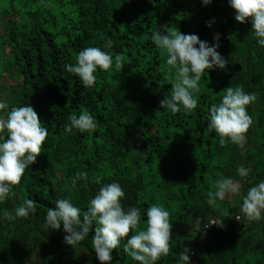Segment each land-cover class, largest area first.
<instances>
[{
  "label": "trees",
  "instance_id": "1",
  "mask_svg": "<svg viewBox=\"0 0 264 264\" xmlns=\"http://www.w3.org/2000/svg\"><path fill=\"white\" fill-rule=\"evenodd\" d=\"M164 25L209 46L219 34L217 51L228 61L224 70L203 73L199 92H193L197 107L189 111L160 107L176 73L167 50L152 40L156 30L166 34ZM86 47L120 55L123 70L97 69L95 85L85 88L65 66L74 65ZM229 86L256 96L247 106L253 124L243 149L230 140L221 146L208 129L210 107ZM5 100L7 111L33 106L49 135L42 154L0 202V264H100L94 226L72 247L62 226L44 224L57 200L69 199L84 211L112 182L125 192V209H140L138 230L147 227L148 207L169 211L171 251L156 264H179L186 248L194 254L190 264H264V214L246 221L240 212L247 190L264 181V47L250 21L235 20L228 0L207 6L202 0H0V102ZM85 111L96 119L95 131H66L69 116ZM241 166L251 169L247 177L238 175ZM77 173L87 179L73 188ZM220 178L238 180L241 188L217 199L216 207L207 203V193ZM27 199L36 202L35 214L4 219L5 211L14 215ZM213 220H223V227L207 228ZM126 241L113 251L112 264H139L124 252Z\"/></svg>",
  "mask_w": 264,
  "mask_h": 264
},
{
  "label": "clouds",
  "instance_id": "2",
  "mask_svg": "<svg viewBox=\"0 0 264 264\" xmlns=\"http://www.w3.org/2000/svg\"><path fill=\"white\" fill-rule=\"evenodd\" d=\"M207 6L212 0H202ZM235 11V20L239 23L251 22V30L257 42L264 47V0H228ZM209 27L211 24L208 25ZM153 33L155 45L167 50V64L176 69L175 78L171 85V94L160 101L161 108L170 109L173 113L179 112L181 106L185 111L195 109L198 100L193 92H199V82L207 70L213 68L226 69L228 61L217 51L219 48V34L214 36L217 41L213 46L201 41L195 34H183L179 29L164 25ZM198 45V47H197ZM112 47L109 38L105 45ZM122 71L123 59L120 55H113L99 47H86L81 50L76 63L66 65V71L78 77L85 88L95 85L97 69L109 70L113 68ZM254 93H246L242 86H229L223 89L219 104L210 107L209 131L219 135V143L224 146L227 140L244 148L246 133L253 124L252 117L247 112V106L254 103ZM8 102H0V110L6 112L0 115V202L9 197L12 187L18 185L26 171L42 154V146L49 133L42 125L34 107L29 105L12 107L7 111ZM70 123L66 131L73 128L81 133L93 132L97 127L96 119L89 112H81L79 116H69ZM7 136L5 138L4 134ZM251 169L244 166L238 168L240 177H247ZM87 179V173H77L71 181L75 188L77 181ZM240 182L232 178H220L216 181L215 191L207 193V203L218 207L217 199L224 200L230 195L240 193ZM125 192L117 182L105 184L90 201L89 207L82 211L73 205L69 199H59L54 208L46 213L44 227L60 230L63 227L67 234L65 244L75 247L82 242L92 231V245L96 258L100 264H112L113 251L120 245L121 240L127 238L124 252L138 261L139 264H156L161 256L171 251L172 223L170 213L163 206L152 205L147 208V227L138 230L141 222V211L137 207L125 209L121 200ZM36 202L27 199L15 208L14 215L4 212L7 221L16 218L27 219L35 214ZM240 212L246 221H259L264 214V181L250 187L243 196ZM237 221L241 216L235 217ZM223 227V220L210 224ZM130 233H134L129 236ZM179 264H190L189 249L179 254Z\"/></svg>",
  "mask_w": 264,
  "mask_h": 264
},
{
  "label": "built area",
  "instance_id": "3",
  "mask_svg": "<svg viewBox=\"0 0 264 264\" xmlns=\"http://www.w3.org/2000/svg\"><path fill=\"white\" fill-rule=\"evenodd\" d=\"M211 222H212V221H210L209 224L206 226L207 228H210L211 226H213V225L210 226ZM189 255H190V261H191L192 258L194 257V254H193V252H190Z\"/></svg>",
  "mask_w": 264,
  "mask_h": 264
},
{
  "label": "rangeland",
  "instance_id": "4",
  "mask_svg": "<svg viewBox=\"0 0 264 264\" xmlns=\"http://www.w3.org/2000/svg\"><path fill=\"white\" fill-rule=\"evenodd\" d=\"M235 217H236V216H235ZM235 217H234V220H236Z\"/></svg>",
  "mask_w": 264,
  "mask_h": 264
}]
</instances>
